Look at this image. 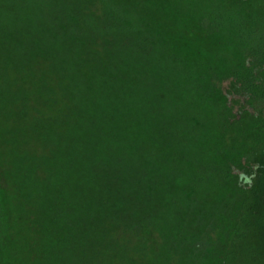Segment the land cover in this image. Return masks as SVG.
<instances>
[{"label":"trees","instance_id":"obj_1","mask_svg":"<svg viewBox=\"0 0 264 264\" xmlns=\"http://www.w3.org/2000/svg\"><path fill=\"white\" fill-rule=\"evenodd\" d=\"M0 264H264V0H0Z\"/></svg>","mask_w":264,"mask_h":264},{"label":"rangeland","instance_id":"obj_2","mask_svg":"<svg viewBox=\"0 0 264 264\" xmlns=\"http://www.w3.org/2000/svg\"><path fill=\"white\" fill-rule=\"evenodd\" d=\"M222 89L224 90V92L226 94L229 95V98H230V103L233 105L234 107V110L236 113H238L242 107H245L247 106V103H246V100L244 98H241V97H238L232 93H230V91L232 90V85H231V82L230 81H226L222 84ZM238 102V103H237ZM12 123L11 122H6L4 121L3 122V125H11ZM22 127H23V132L21 133V140L20 141H25L26 143H24L25 145H23L26 149H29V150H32L36 153H42L43 150H42V147L40 145L39 142H37L34 138H30V134L29 132L26 133V128L28 127V123L27 122H22ZM137 170L139 172L143 171L145 169V166H136ZM145 237L146 239L144 240V242H146L148 245H154L156 248L158 246V243H159V239H158V235L156 232H154L153 234L149 235H145L143 236ZM130 241V245L131 247L132 246H135L136 245V238H133V237H127L125 239V241Z\"/></svg>","mask_w":264,"mask_h":264}]
</instances>
